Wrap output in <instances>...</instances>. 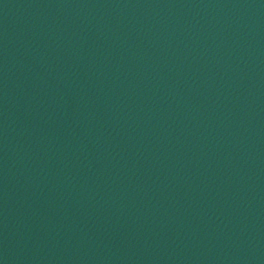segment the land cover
<instances>
[{"label":"water","instance_id":"obj_1","mask_svg":"<svg viewBox=\"0 0 264 264\" xmlns=\"http://www.w3.org/2000/svg\"><path fill=\"white\" fill-rule=\"evenodd\" d=\"M0 264H264V0H0Z\"/></svg>","mask_w":264,"mask_h":264}]
</instances>
